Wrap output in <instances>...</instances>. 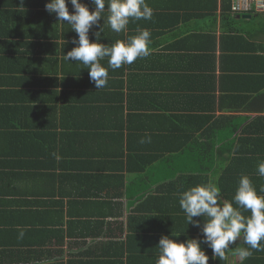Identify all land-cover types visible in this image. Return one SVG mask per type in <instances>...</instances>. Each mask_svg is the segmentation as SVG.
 Masks as SVG:
<instances>
[{"label": "crops", "instance_id": "1", "mask_svg": "<svg viewBox=\"0 0 264 264\" xmlns=\"http://www.w3.org/2000/svg\"><path fill=\"white\" fill-rule=\"evenodd\" d=\"M48 2L0 0V264H70L90 250L87 264H155L160 239L180 233L164 229L181 224L179 194L191 187L196 142L217 144L224 200L232 201L239 174L264 195L255 170L264 161V13L242 18L224 0H146L151 20L130 21L126 33L105 25L99 42L111 46L147 29L151 54L116 70L101 60L109 78L98 90L89 69L64 58L78 37ZM81 3L95 10L91 0ZM54 97L73 104L59 119ZM216 126L237 128L231 140L239 135L246 150L224 151L209 133ZM42 130V144L28 138ZM64 135L71 139L62 143ZM236 155L246 164L231 173L225 168ZM144 156L155 162L144 164ZM199 221L183 239L171 238L202 240ZM240 244L224 261L208 255L209 264H264V251L241 260Z\"/></svg>", "mask_w": 264, "mask_h": 264}, {"label": "clouds", "instance_id": "2", "mask_svg": "<svg viewBox=\"0 0 264 264\" xmlns=\"http://www.w3.org/2000/svg\"><path fill=\"white\" fill-rule=\"evenodd\" d=\"M70 2L74 8L72 13L68 9V0H50L45 8L77 34L78 39L71 41L76 47L64 58L82 63L84 69H89L90 81L98 90L106 87L109 78L108 69L101 65V60L107 58L108 68L116 70L151 54V33L147 29H138L137 35L129 36L126 41L118 40L111 46L99 42L105 25L113 32L126 33L130 21L151 20L153 10L146 0H91L94 11H90L81 0ZM101 18L104 21L102 27ZM94 26L99 30L95 32L96 41L92 42L89 32ZM140 142H150V137ZM257 173L264 177V161L258 163ZM259 191L264 193V186ZM179 205L188 225L199 228L200 221L194 217L204 218L203 239L190 238L180 243L170 236H163L157 246L159 255L155 264H209L202 243L211 249L212 258L220 261L226 259V250L238 241L241 244L237 246L236 254L241 260L251 257L253 250L264 251V195L258 194L247 175L240 177L232 201L222 198L219 175H212L207 183L180 193ZM244 212L250 215L245 216Z\"/></svg>", "mask_w": 264, "mask_h": 264}, {"label": "trees", "instance_id": "3", "mask_svg": "<svg viewBox=\"0 0 264 264\" xmlns=\"http://www.w3.org/2000/svg\"><path fill=\"white\" fill-rule=\"evenodd\" d=\"M224 2H225V4L227 2H230L229 7H230V10L232 12V5H231L232 4V0H224ZM229 7H228V5H225V8H229ZM234 14H236V13H234ZM253 14L256 15V18L261 16L260 12H255ZM224 17H225V19L229 18L228 15H224ZM57 94L59 96H61V94L59 92H57ZM60 101H62V103H60ZM49 103H51V110H52L51 112L53 113V116L56 119H59L58 118L59 112L61 113V112L65 111L66 108H68V110H69V109H71V106H73V104L71 103V98L70 97H65L63 99L54 97V98L51 99V101ZM68 110L66 112H68ZM49 116H50V114H49ZM69 116H70V114L69 115L68 114H64V116H63L64 120L68 121V117ZM49 121L54 123V124H50L52 126L55 125V126H53V128L57 126L56 125V120L53 117H51V119H49ZM63 124H65V122H63ZM237 125L238 124H236V123L234 124L235 127H238ZM69 127H71V125H69ZM77 131L80 132L81 128L78 127ZM77 131H76V133H79ZM235 132H237V128L234 129L231 126L225 127L224 129H222L221 127L216 126L212 130H209V133H210V135L212 137H214L216 140L218 138L220 139V141H218V142H224L223 150L224 151H228L231 155L233 154L234 151H236V153H239L240 151H245L246 150V148H244V147H241V146L237 147V144H238V142H239V140L241 138L239 135L237 137V141L236 142L231 140V137L235 134ZM31 134L32 135H30V136H28V135H25V136H28V138H31L33 140V143L36 142V143H41L42 144L43 143V139L48 138L47 134L45 132H43V130L42 131H38V132H33ZM59 135H61V133L60 134L58 133V136ZM202 137H204V133H203ZM13 139H15V137ZM64 139H71V136L70 135L69 136L68 135L67 136L64 135L62 138H59V140H62V143L65 142ZM182 140H183V137L181 136V141ZM216 145H217L216 143L215 144L214 143L213 144H208V143L204 144L203 141L202 142L200 141L199 143L196 142V144H193L192 147L189 148L190 150L192 149L193 153H195L194 156H195L196 159H193L189 163L191 166H193V165L195 166V169L192 170V171H194L195 174L193 176H191V178L188 177L189 179H187V185L193 187V186L205 184V183H207V180L209 179L210 176L218 175V170L223 171L221 169V167H220V162L216 158L214 152H212L213 150H215ZM166 147L169 150H172V147L169 146V142H167V146ZM167 148H164V149L167 150ZM176 149L178 150L179 146ZM133 157H135V156H133ZM155 158H156L155 156H144L143 163L144 164L154 163L155 162ZM237 158H238V155L233 156L232 157V162H229L228 165H227L226 162H223V164L228 166V167L225 168V170L229 168V170L232 173L231 167L234 164L235 168L239 172L240 166L241 165L243 166L246 163H243L242 161H236ZM255 170H257V169H255ZM239 175L242 176V175H245V174H239ZM228 180H229V184H228L229 186L227 185V187L231 188L230 187L231 179L229 178ZM219 181H222V177L219 178ZM238 181L236 180L237 183H238ZM230 196L231 195L229 193V197ZM114 210H116V209H114ZM179 210L181 212H183L181 208H179ZM201 218H203V217H199V216L198 217H194V220H199ZM179 219H180V222H181L180 225L173 226V228H171L170 226H166L165 229H164V230H166L168 232H174V233L180 232V233H176L175 234L176 238H174L171 235L172 238L179 239L182 235L185 236L184 234H185L186 231L198 229V227H196L194 224H189L188 225L187 219H186V216H185L184 212L182 213V217L180 216ZM181 238L183 239V237H181ZM207 251H208L207 255L211 256V259H213L212 258L211 249L207 247ZM90 254H92V250H90L88 253H86V252L85 253H81L80 256H77L74 259L69 260V262H70V264H87V260H85V258L88 255H90ZM91 263H93V262L90 261V264Z\"/></svg>", "mask_w": 264, "mask_h": 264}, {"label": "built area", "instance_id": "4", "mask_svg": "<svg viewBox=\"0 0 264 264\" xmlns=\"http://www.w3.org/2000/svg\"><path fill=\"white\" fill-rule=\"evenodd\" d=\"M232 12L242 15L264 13V0H232Z\"/></svg>", "mask_w": 264, "mask_h": 264}, {"label": "water", "instance_id": "5", "mask_svg": "<svg viewBox=\"0 0 264 264\" xmlns=\"http://www.w3.org/2000/svg\"><path fill=\"white\" fill-rule=\"evenodd\" d=\"M240 17L242 16L243 18H252L253 15L252 14H243V15H239Z\"/></svg>", "mask_w": 264, "mask_h": 264}]
</instances>
